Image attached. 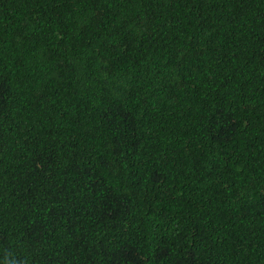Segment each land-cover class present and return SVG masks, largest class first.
<instances>
[{
	"label": "trees",
	"instance_id": "1",
	"mask_svg": "<svg viewBox=\"0 0 264 264\" xmlns=\"http://www.w3.org/2000/svg\"><path fill=\"white\" fill-rule=\"evenodd\" d=\"M0 264H264V0H0Z\"/></svg>",
	"mask_w": 264,
	"mask_h": 264
}]
</instances>
